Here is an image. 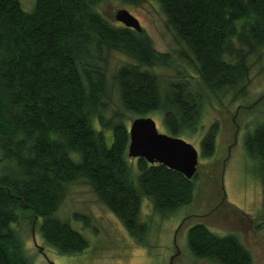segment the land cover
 <instances>
[{
    "label": "trees",
    "instance_id": "16d2710c",
    "mask_svg": "<svg viewBox=\"0 0 264 264\" xmlns=\"http://www.w3.org/2000/svg\"><path fill=\"white\" fill-rule=\"evenodd\" d=\"M98 1L34 0L26 11L19 0H0V264H31L17 233L21 214L36 220L60 254L87 246L56 214L68 184L79 179L134 237L147 230L140 221L142 196L162 216L192 201L197 171L187 178L143 157L129 162L122 112L105 115L101 64L112 52L129 58L112 74L123 108L136 116L160 111L167 133L180 137L198 131L203 91L219 100L247 96L249 58L264 50V0H156L195 69L164 78L155 70L164 65V53L142 29L105 18L95 9ZM103 129L111 131L109 145ZM219 130L217 119L207 125L199 157L213 156ZM243 147L264 183V121L245 134ZM87 216L72 213L84 226ZM186 245L192 256L214 264H253L234 233L218 235L202 222L188 226Z\"/></svg>",
    "mask_w": 264,
    "mask_h": 264
},
{
    "label": "rangeland",
    "instance_id": "374dc122",
    "mask_svg": "<svg viewBox=\"0 0 264 264\" xmlns=\"http://www.w3.org/2000/svg\"><path fill=\"white\" fill-rule=\"evenodd\" d=\"M24 10L32 8L34 0H19ZM126 8L139 21L153 48L164 53V61L155 68L161 77H174L178 71L194 72V66L184 58L189 52L166 25L165 16L156 0H99L95 9L109 21L114 13ZM188 54V55H187ZM125 55L112 52L106 64H101L108 86L106 116L122 112L127 126L136 117L126 111L119 98L113 71L123 62ZM250 73L246 97L232 101L229 94L221 101L206 91L198 131L180 137L199 150V140L207 125L214 119L220 123L215 137L212 157H199L196 168L193 199L164 216L155 212L148 197H141L140 221L147 224L144 234L131 236L119 219L98 199L90 185L79 179L67 186V193L57 215L67 219L87 240V246L73 254H60L48 244L38 231L36 220L21 214L16 225L23 251L31 264H214L207 259L192 256L186 245L188 226L202 222L218 235L234 233L252 255L253 264H264V183L257 174V162L243 147L247 132L264 121V50L256 58L250 57ZM160 132L161 112L151 111ZM95 129H101L95 118ZM203 127V128H202ZM109 145L111 131L103 129ZM77 159V154H73ZM135 158L128 157L129 162ZM4 164L0 161V166ZM1 171V170H0ZM223 190V191H222ZM224 192V196H223ZM88 215L89 225L73 220L72 213Z\"/></svg>",
    "mask_w": 264,
    "mask_h": 264
},
{
    "label": "water",
    "instance_id": "95a60500",
    "mask_svg": "<svg viewBox=\"0 0 264 264\" xmlns=\"http://www.w3.org/2000/svg\"><path fill=\"white\" fill-rule=\"evenodd\" d=\"M114 18L127 27L141 30L138 19L126 8L117 9ZM128 133V157H143L149 163H162L187 178L195 173L199 160L198 150L181 137L160 132L152 117H134L129 123Z\"/></svg>",
    "mask_w": 264,
    "mask_h": 264
}]
</instances>
